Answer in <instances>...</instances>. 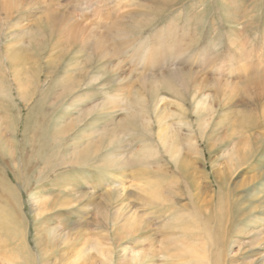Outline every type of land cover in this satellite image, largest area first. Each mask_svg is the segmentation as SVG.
I'll use <instances>...</instances> for the list:
<instances>
[{
    "label": "rangeland",
    "instance_id": "obj_1",
    "mask_svg": "<svg viewBox=\"0 0 264 264\" xmlns=\"http://www.w3.org/2000/svg\"><path fill=\"white\" fill-rule=\"evenodd\" d=\"M0 264H264V0H0Z\"/></svg>",
    "mask_w": 264,
    "mask_h": 264
},
{
    "label": "bare ground",
    "instance_id": "obj_2",
    "mask_svg": "<svg viewBox=\"0 0 264 264\" xmlns=\"http://www.w3.org/2000/svg\"><path fill=\"white\" fill-rule=\"evenodd\" d=\"M6 4H7V3H6ZM8 5H9V4H8ZM242 150H243V151H247V147H246V145L242 146ZM8 251H9V250H7V249L2 250V254H3V255H8V253H9ZM17 252H19V251H17ZM10 255H11V254H10ZM14 255H15V254H14ZM11 256H12V255H11ZM11 256H10V257H11Z\"/></svg>",
    "mask_w": 264,
    "mask_h": 264
}]
</instances>
